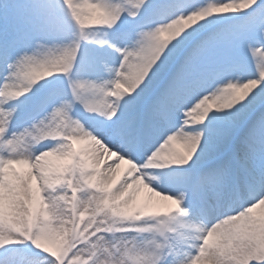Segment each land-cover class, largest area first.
<instances>
[{
  "label": "snow or ice",
  "instance_id": "obj_1",
  "mask_svg": "<svg viewBox=\"0 0 264 264\" xmlns=\"http://www.w3.org/2000/svg\"><path fill=\"white\" fill-rule=\"evenodd\" d=\"M0 264H264V0H5Z\"/></svg>",
  "mask_w": 264,
  "mask_h": 264
},
{
  "label": "bare ground",
  "instance_id": "obj_2",
  "mask_svg": "<svg viewBox=\"0 0 264 264\" xmlns=\"http://www.w3.org/2000/svg\"><path fill=\"white\" fill-rule=\"evenodd\" d=\"M214 106H215V105H212V108H213ZM83 144H84V147H85L86 149H88V155H89L90 157H93V150H97V151H98V149L96 148L95 145L90 144V143H87V142H83L82 144L79 143V147H82ZM172 147H173L176 151H179V152H183V151H185V148H184V145H183L182 141H179V140H178L177 143L173 144ZM93 158H94V157H93ZM112 160H114V158H111L110 155H105V156L103 157V159H100V168H101V171H105V170H106V166H107L108 164H110ZM119 163H120V162H119ZM126 166H127V165H126ZM123 169H125V167H123V165H119V169H116V174H118L117 176H121V175H122V170H123ZM26 170H27V169L24 168V166H23V168L21 169V171H26ZM126 175H127V172L125 173L124 177H125ZM117 176H116V177H117ZM121 182H122V181H121ZM119 184H120V183H119ZM119 184L116 185V183H115V184L113 185V190H115V188L118 187ZM139 188H140V189L142 188V189H144V190H146V191L148 192V194L145 193V194H146V197H145V203L148 202V204H154V203L159 202L161 205H165V203L167 204V203L170 202V201H165V200L163 199L162 196L156 198L155 196L150 195V190H149L147 187L140 186ZM77 196H78V195H77ZM78 198H79V197H78ZM137 200H138V199H137ZM142 201H143V200H142ZM136 202H137V201H136ZM53 226L55 227V225H53ZM45 246L48 247V248H50L51 250L55 251V250L59 249V242H58L57 239L53 238V239H51V240H48V242H45Z\"/></svg>",
  "mask_w": 264,
  "mask_h": 264
},
{
  "label": "rangeland",
  "instance_id": "obj_3",
  "mask_svg": "<svg viewBox=\"0 0 264 264\" xmlns=\"http://www.w3.org/2000/svg\"><path fill=\"white\" fill-rule=\"evenodd\" d=\"M213 105H215V104H213ZM217 107V105H215L214 107H213V109H215Z\"/></svg>",
  "mask_w": 264,
  "mask_h": 264
}]
</instances>
